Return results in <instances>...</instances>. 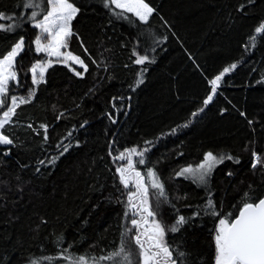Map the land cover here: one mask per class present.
<instances>
[{
  "label": "trees",
  "instance_id": "obj_1",
  "mask_svg": "<svg viewBox=\"0 0 264 264\" xmlns=\"http://www.w3.org/2000/svg\"><path fill=\"white\" fill-rule=\"evenodd\" d=\"M74 2L80 11L64 51L88 70L54 61L34 86L29 70L44 55L34 49L39 31L27 19L32 9L0 0V12L15 17L0 23L22 18L19 28L0 31V59L25 38L15 64L18 86L9 96L34 90L2 130L14 143L0 147V264H63L105 256L122 241L137 264L131 220H140L142 209L129 210L135 182L121 184L116 169L127 160L114 159L130 148L149 149L135 169L156 218L166 228L179 216L187 220L165 235L178 264H214L220 217L208 214L209 200L221 216L235 218L245 193L264 197V165L251 166L253 152L264 160V32L255 31L264 24V0H146L154 9L147 23L115 15L120 10L104 0ZM37 11L38 19L46 14ZM134 52L148 61L136 64ZM233 64L212 93L209 82ZM208 152L233 159L217 165L206 184L176 175ZM148 169L166 199L157 197Z\"/></svg>",
  "mask_w": 264,
  "mask_h": 264
},
{
  "label": "snow or ice",
  "instance_id": "obj_2",
  "mask_svg": "<svg viewBox=\"0 0 264 264\" xmlns=\"http://www.w3.org/2000/svg\"><path fill=\"white\" fill-rule=\"evenodd\" d=\"M104 4L105 7L114 6L115 9H119V12L114 13L117 16H123L127 19L128 17L124 16V13H131L144 23H147L154 11L146 0H104ZM21 6L25 9H32L31 15L27 19L33 22L34 28L39 30L34 40L37 53H47L50 58L46 63L37 62L33 64L31 68L33 85L43 81L46 69L52 64L51 57H56L58 60L62 57L63 62L71 61L74 64L80 65L87 72V65L79 56L73 55L71 52L64 53L61 51V49L68 47V40L74 35L71 21L80 11L75 5L74 0H21ZM37 9H43L46 13L42 19L37 18L40 15ZM13 19L15 17L6 16L0 12V20L12 21ZM21 19H17L16 23H0V31L11 32L19 28ZM255 31L256 33L264 32V24L257 27ZM252 39L254 41L256 37L254 36ZM24 47L25 38L21 36L7 55H4L0 59V109H6L2 113V118H0V145H11L14 143L2 130L12 121V117L16 114V109L22 104L30 103L34 95V90H30L27 98L14 95L9 96V82L17 81L18 83L17 73L14 69L16 58L24 50ZM133 54L137 56L135 63L138 65L148 61L147 55H139L135 52ZM235 68V64L231 65L230 68H224L219 75L209 82L212 86V93L216 92L218 83L222 77ZM37 69H39V78H37ZM75 74L77 76L83 75L79 71H75ZM142 83L143 79L138 78L137 86ZM212 98L213 96L210 94L205 99L204 104L207 105ZM193 115H196V113H193ZM241 115H244V113H241ZM42 127L45 128L44 138L47 140L46 126L42 125ZM148 150L147 148L143 151L137 148L125 149V151L114 157L117 160H127L126 166H119L116 169L121 184L127 189L129 188L130 181L134 180L135 182L136 191H129L128 193L129 210L136 207L142 209L140 220H131L133 228L137 233L133 237L139 249V261L137 264H178L173 250L165 242V235L167 231H179L180 227L187 223V220L184 216H179L175 224L170 228H166L163 222L156 218L157 211L149 204V190L145 179L135 169V163H145L143 157ZM67 151L68 146H64L60 155H63ZM134 155L141 157V159L134 162L132 159ZM225 159L232 160L233 157L230 155L218 157L212 152H208L204 155L203 162L195 168L189 165L178 171L176 175H190L194 181L206 184L207 178L213 169L223 163ZM51 162L54 163L55 158ZM40 163L43 164L44 161H40ZM259 165H264V160L257 153L253 152L251 166L255 169ZM147 175L150 178L151 187L156 190L157 197H164L166 199V192L160 178L152 169L147 170ZM228 175L231 176L233 173L229 172ZM137 198L139 199L138 205L133 203ZM241 203L242 206L239 207L238 215L232 218L231 213L228 216H221V214L216 212L215 205L211 199L208 202V214L220 217L213 236L215 245L214 264H264V197L253 199L249 193H245ZM143 213H146V215ZM149 218L151 219L149 220ZM145 225L147 226L145 227ZM141 228H143V231H140ZM176 255L183 258L185 253L179 252ZM65 259H69V257H65ZM101 261H112L113 264H133L132 253L126 249L124 241H122L121 246L117 250L105 256L71 258V264H100ZM33 264H36V262H33Z\"/></svg>",
  "mask_w": 264,
  "mask_h": 264
},
{
  "label": "rangeland",
  "instance_id": "obj_3",
  "mask_svg": "<svg viewBox=\"0 0 264 264\" xmlns=\"http://www.w3.org/2000/svg\"><path fill=\"white\" fill-rule=\"evenodd\" d=\"M39 31V30H38ZM34 49H35V51H36V47H35V44H34ZM61 51L62 52H64V53H67V52H65L64 51V49H61ZM36 53H37V51H36ZM43 55H44V60H42V61H40V62H44V63H46L50 58L48 57V55H47V53H42ZM51 60H52V63L54 62V61H60L62 64H65V65H67V64H74V63H72L71 61H68V62H63V58L61 57L59 60L56 58V57H51ZM37 63V62H36ZM35 63V64H36ZM33 66V65H32ZM32 66H31V68H32ZM31 68H30V70H29V72H30V78H31V82H32V72H31ZM15 70V69H14ZM39 69H37V78H39ZM17 80H18V77H17ZM33 84V83H32ZM14 87V88H16V86H18V83H17V81H10L9 82V88L10 87ZM35 86V85H34ZM13 96V95H12ZM15 96H17V97H24V98H27V96H25V95H15ZM9 103H10V101H9ZM4 110H6V109H0V118H2V113H3V111ZM3 146H6V145H0V147H3ZM203 162V161H202ZM201 163V162H200ZM199 163V164H200ZM199 164H197V165H199ZM197 165H194V166H192L193 168H195ZM211 175V174H210ZM180 177H182V178H186V179H189V180H191V181H193V182H195V183H197V184H203V183H199V182H196V181H194V179H193V177H191L190 175H185V176H180ZM209 178V177H208ZM207 178V179H208ZM63 264H71V261H67V262H65V263H63Z\"/></svg>",
  "mask_w": 264,
  "mask_h": 264
}]
</instances>
